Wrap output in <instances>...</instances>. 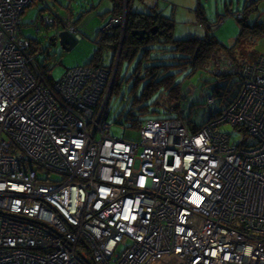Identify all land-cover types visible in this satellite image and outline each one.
Masks as SVG:
<instances>
[{
	"label": "built area",
	"instance_id": "built-area-1",
	"mask_svg": "<svg viewBox=\"0 0 264 264\" xmlns=\"http://www.w3.org/2000/svg\"><path fill=\"white\" fill-rule=\"evenodd\" d=\"M36 1L0 0V264H264V55L218 64L241 81L235 94L199 89L200 128L193 105L144 119L140 140L118 137L108 119L122 46L114 66L54 80L24 34ZM41 18L54 37H83L70 13Z\"/></svg>",
	"mask_w": 264,
	"mask_h": 264
},
{
	"label": "rangeland",
	"instance_id": "rangeland-1",
	"mask_svg": "<svg viewBox=\"0 0 264 264\" xmlns=\"http://www.w3.org/2000/svg\"><path fill=\"white\" fill-rule=\"evenodd\" d=\"M129 4L128 0L124 1L125 11ZM112 5V0H38L26 9L23 15L26 26L24 27V34L30 39L40 41L38 45L47 50V54L42 53L40 57L43 61L44 55L48 58L45 61L51 68L50 75L54 80L61 79L68 68L88 64L94 56H96L94 63L99 62L106 67L115 65L118 59L115 48L106 43H99L98 38L95 36V31L98 33L105 26H101L102 18L107 11L109 12V9H112ZM247 5L249 6L246 14L248 23L255 24L258 21L264 23V0L256 2L254 0H134L132 2L134 10L149 12L152 10L151 7H154L163 15L172 16L174 19V37L177 39L187 38L190 35L205 36L211 33L227 46L233 45L236 41L240 31V23L237 16L240 15L241 17L244 15ZM47 6L54 8V10H57L61 14L72 10L76 17L81 14L84 15L83 19L86 22V26L80 29L83 37L78 40L77 45L72 49H65L59 40H55L54 29L47 31L43 26L41 15L43 14V17L46 16V13H48ZM68 6H70L69 9H67ZM100 8L102 11L99 13L98 9ZM125 23H122V28L126 26ZM36 24L40 25L41 32H37ZM252 48L256 49L259 55H264V34L257 38ZM157 53L158 57L161 58L163 56L159 51ZM167 55L170 56L171 54ZM140 58V52L132 59L123 58L121 60L120 55L118 70L120 85L114 84V87L117 86V88L115 87V90H113L109 104L110 116L108 121L112 124V133L118 137H126L131 140H140L141 131L139 128L133 127L124 130V127H129L131 122L125 121L124 117L120 116V113L124 110L125 106H128L129 100L132 98V95L129 93L130 90L136 85L135 89L140 94L144 86L145 80L140 79L137 81L136 77L138 75L135 74V69L138 66ZM160 61L162 62L163 59H160ZM218 61H216L217 64ZM211 67H213V62L210 64V69H213ZM172 71L175 73L177 81L181 82L183 87H185V97L187 99H197L200 88H204L210 93L211 87L215 85L208 81V79L211 80L214 76L207 71L202 73V80H199L200 74L192 80L191 78H187L188 70L173 68ZM138 74L141 75L142 72H138ZM192 81L195 85L194 90H190ZM185 107L187 115H191V107L188 105H185ZM182 110H184L183 106ZM205 111H208L206 105L196 102L191 115L192 119L197 123H202ZM135 113L138 114V110H135ZM137 117L144 120L146 118H162L167 116L161 112L158 115L143 114ZM224 129L228 130L232 134L233 139L238 142L244 140L249 143L254 142L252 138L245 139L242 132L230 125L224 126ZM52 177L59 178V175L53 174Z\"/></svg>",
	"mask_w": 264,
	"mask_h": 264
},
{
	"label": "trees",
	"instance_id": "trees-1",
	"mask_svg": "<svg viewBox=\"0 0 264 264\" xmlns=\"http://www.w3.org/2000/svg\"><path fill=\"white\" fill-rule=\"evenodd\" d=\"M124 1L112 0L113 15L118 17L124 15V13L126 14L121 60L123 58L132 59L140 52L141 58L135 69V74L138 75L136 80H145L140 94L135 89L136 85L130 90L129 93L132 98L129 100L128 106H125L120 113V116L124 117L125 121L131 122V125L126 128H140L143 120L138 118V115H158L162 112L167 117H172L175 116L174 114H180L182 106L184 107L187 104L189 107H193L192 105L198 102L195 98L187 99L185 97V87H183L181 82L177 81L175 73L172 71L173 68L188 70L187 78L191 79L200 74L199 80H202L203 77L201 75L204 71L210 72L214 78L208 79V81L215 84L211 87V91L219 95L223 92L235 94L239 86V72L238 70H231V72L218 71L219 62L232 61L237 68H240L244 63L253 62L261 56L252 47L256 43L257 38L264 34V23L260 21L255 24L248 23L246 17L248 5L245 8L244 15L241 17L237 16L240 23V31L235 43L227 46L211 33L205 36L190 35L187 38L177 39L174 37V19L172 16H165L154 7H151L152 10L149 12L134 10L132 7L134 0H128L130 4L125 12ZM256 1L258 0H254V2ZM69 8L70 6L67 7V9ZM46 9L49 13L58 12L57 10L53 11L51 7ZM67 13H70L77 21L80 20H78L79 16L76 17L72 10L63 14ZM154 27H157L156 32H151L149 36L144 38L132 33L134 29L151 30ZM122 30V26L116 24L109 30H99L97 38L100 37V43L112 45L117 53L121 46ZM34 42V50H39V53H42L43 49L38 45L40 41L34 40ZM158 51L163 54L161 58L157 56ZM46 59L48 58L44 55V60ZM95 59L96 56L88 64H97L94 63ZM160 59H163V61L161 62ZM217 60H219L218 64ZM39 61L43 62V59ZM212 62L213 67L211 68L213 69H210ZM44 67L47 72L51 71L49 65L45 64ZM138 72H142V74L139 75ZM118 74L115 82L117 86L120 85ZM50 77L52 78V76ZM117 86L115 87L117 88ZM135 110H138V114L135 113ZM205 121L206 119L204 118L203 122ZM192 122L195 123V128H200L203 124V122L197 123L194 120Z\"/></svg>",
	"mask_w": 264,
	"mask_h": 264
},
{
	"label": "water",
	"instance_id": "water-1",
	"mask_svg": "<svg viewBox=\"0 0 264 264\" xmlns=\"http://www.w3.org/2000/svg\"><path fill=\"white\" fill-rule=\"evenodd\" d=\"M125 17H126V14H125ZM156 30H157V27H154L151 30L134 29L132 33L136 34V35H139L141 38H144L145 36H149L151 32H156ZM124 34H125V29H124L123 34H122V41H123V38H124ZM55 40L56 41L59 40L60 43L62 44V46L65 49L70 50L74 46L77 45L79 39L73 33H71L70 31L63 30L55 37Z\"/></svg>",
	"mask_w": 264,
	"mask_h": 264
},
{
	"label": "crops",
	"instance_id": "crops-1",
	"mask_svg": "<svg viewBox=\"0 0 264 264\" xmlns=\"http://www.w3.org/2000/svg\"><path fill=\"white\" fill-rule=\"evenodd\" d=\"M112 7H113V5H112ZM102 10H101V8L100 9H98V12L100 13ZM114 17V15H113V12H112V9L110 10L109 9V12L107 11V13L104 15V17L102 18L103 19V21L101 22V26H104V25H106L112 18ZM84 15H80L79 16V18H78V20L79 21H81V22H83V25L81 26L82 28L83 27H85L86 26V22L84 21ZM81 27H80V29H81ZM95 36H96V38H97V36H98V33H97V31H95ZM98 42L100 43V37L98 38ZM97 64H101V63H99V62H97ZM198 95V94H197ZM194 99V98H193ZM186 106H187V104H186ZM193 106V105H192Z\"/></svg>",
	"mask_w": 264,
	"mask_h": 264
},
{
	"label": "bare ground",
	"instance_id": "bare-ground-1",
	"mask_svg": "<svg viewBox=\"0 0 264 264\" xmlns=\"http://www.w3.org/2000/svg\"><path fill=\"white\" fill-rule=\"evenodd\" d=\"M122 39H121V45H122ZM240 81H241V78H240V76H239V79H238V83H240Z\"/></svg>",
	"mask_w": 264,
	"mask_h": 264
},
{
	"label": "flooded vegetation",
	"instance_id": "flooded-vegetation-1",
	"mask_svg": "<svg viewBox=\"0 0 264 264\" xmlns=\"http://www.w3.org/2000/svg\"><path fill=\"white\" fill-rule=\"evenodd\" d=\"M126 22V21H125Z\"/></svg>",
	"mask_w": 264,
	"mask_h": 264
}]
</instances>
